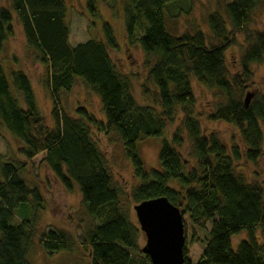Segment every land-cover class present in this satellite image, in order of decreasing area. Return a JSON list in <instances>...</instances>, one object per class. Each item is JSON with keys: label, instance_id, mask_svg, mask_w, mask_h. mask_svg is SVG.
<instances>
[{"label": "trees", "instance_id": "obj_1", "mask_svg": "<svg viewBox=\"0 0 264 264\" xmlns=\"http://www.w3.org/2000/svg\"><path fill=\"white\" fill-rule=\"evenodd\" d=\"M103 1H111L114 18L123 21L125 45L144 55L143 101L135 95V75L124 72L112 56V51L125 50L115 26L101 17L98 0L86 3L96 19L92 37L76 45L70 39L66 0H5L0 5V52L21 28L46 69L44 84L54 102L50 127L29 74L0 59V128L20 144L15 152L0 155V264H31L29 254L48 203L25 173L40 155L39 169L50 170L69 192L78 186L79 221H85L76 224L83 230L80 243L61 228L38 235L47 255L81 249L87 264H152L140 247L142 230L130 208L164 196L194 227L212 224L197 264H264V184L238 168L242 160L257 165L264 157V92L246 102L254 65L264 62V27L253 24L263 0H233L225 12H212L209 34L168 30L170 7L181 0ZM238 33L244 35V47ZM236 45L242 54L233 74L227 52ZM9 60L19 64L14 53ZM78 82L99 98L101 117L83 105L73 112L60 107L61 94ZM194 83L218 96L207 120L235 127L238 144L228 146L216 131L204 128ZM166 132L160 164L148 167L140 141ZM98 134L116 139L129 159L128 190L116 181ZM187 229L185 223L186 237ZM241 232L246 236L235 246L233 237ZM186 244L185 264H193Z\"/></svg>", "mask_w": 264, "mask_h": 264}, {"label": "rangeland", "instance_id": "obj_2", "mask_svg": "<svg viewBox=\"0 0 264 264\" xmlns=\"http://www.w3.org/2000/svg\"><path fill=\"white\" fill-rule=\"evenodd\" d=\"M233 0H181L173 4L170 8L172 17L167 18V28L172 33L183 34L187 32H194L195 30H202L205 33H210L209 15L214 11L225 12L226 5ZM69 6V19L71 24V43L76 45L81 42L89 40L92 35L90 33L93 30L94 24L92 20H96L91 16L87 0H66ZM5 3V0H0V5ZM112 2H104L98 0V10L103 19L110 21L116 28L117 37L123 47L120 52L112 51V56L116 60L121 69L130 74L135 75V95L139 101H143L141 82L145 79L147 68L145 67V58L143 53L136 47L131 46L128 48L124 42V33L122 29V23L114 18L113 13L116 11L111 7ZM119 8V6H118ZM119 16V14H118ZM93 17V18H92ZM175 20V21H174ZM254 27H264V0L261 2L257 14L254 19ZM21 28L17 29V35L15 39H12L5 47V50L0 52V59H5L11 64V68L20 69L26 71L35 88L36 97L39 106L47 117V123L50 127L53 126V120L51 117V110L54 102L52 100V94L45 87L46 69L36 60V56L26 44L25 37L22 35ZM99 32V31H97ZM96 32V33H97ZM240 44L245 46L244 35L238 33L236 35ZM209 42L215 40L208 36ZM14 53L19 59V64H14L9 60L11 54ZM242 49L238 45L234 46L227 52V63L230 71L235 74L240 69ZM254 78L253 84L248 90V94L252 97L258 93L264 92V62L254 65ZM196 96L198 99L197 112L201 115L203 126L206 130L216 131L223 142L228 146L238 144L240 141L237 138V131L235 127L225 122H209L207 120L208 113L212 112L213 106L217 103L218 96L215 92L203 88L197 83H194ZM60 107L64 108L68 112H73L74 108L78 105L86 106L91 112L101 117L103 111L101 110V102L99 98L90 92L82 82L78 84L69 92H63L58 100ZM169 136V132H166L161 137L144 138L139 143L142 157L148 167H155L160 164L159 154L162 149L164 140ZM103 149L106 150L112 165L115 168V179L126 187V190L131 188L132 180V168L129 159L124 158L122 147L116 139L110 141L103 135L98 134L96 137ZM9 145V147H8ZM19 143L9 136L4 130L0 128V155H5L8 149L16 151L19 147ZM43 155L36 157L29 163V169L25 175L31 181V184L38 185L45 194V199L48 203L47 212L43 211L42 219L40 218V226L37 231L36 244L31 249L29 254V260L31 264H87V259L81 258V249L66 254H54L47 255L43 253L39 244L38 235L44 230H51L54 228L66 229L68 233L74 237L73 241L80 243V239L83 236V230L79 229L76 224L83 217L81 210V193L78 186L74 188L72 192L65 189L62 183L54 176V174L47 168L39 169L38 165L41 162ZM238 168L246 175L250 180L258 181L264 184V157L260 159L258 164H253L242 160L238 162ZM130 215L133 220L138 223L136 212L134 209L135 204H131ZM184 222L188 223L187 229V244L189 251V258L193 264H197L202 256L203 250L207 244V240L210 238V231L212 224L208 223L206 227H194L188 221V216L184 215ZM82 224L85 221L81 222ZM139 224V223H138ZM85 225V224H84ZM246 236L244 232L233 237V244L236 246ZM197 239V240H196ZM140 247L146 244V236L141 231L139 239ZM83 251V250H82ZM51 255V256H50Z\"/></svg>", "mask_w": 264, "mask_h": 264}, {"label": "water", "instance_id": "obj_3", "mask_svg": "<svg viewBox=\"0 0 264 264\" xmlns=\"http://www.w3.org/2000/svg\"><path fill=\"white\" fill-rule=\"evenodd\" d=\"M252 95L247 94V105ZM146 244L143 252L152 264H185L184 214L167 197L148 199L134 206Z\"/></svg>", "mask_w": 264, "mask_h": 264}]
</instances>
